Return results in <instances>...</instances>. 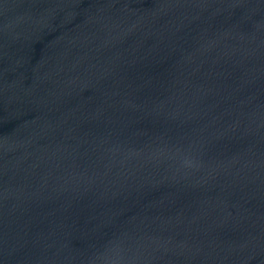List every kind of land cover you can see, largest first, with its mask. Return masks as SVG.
Here are the masks:
<instances>
[{"label": "water", "instance_id": "water-1", "mask_svg": "<svg viewBox=\"0 0 264 264\" xmlns=\"http://www.w3.org/2000/svg\"><path fill=\"white\" fill-rule=\"evenodd\" d=\"M0 264H264V0H0Z\"/></svg>", "mask_w": 264, "mask_h": 264}]
</instances>
